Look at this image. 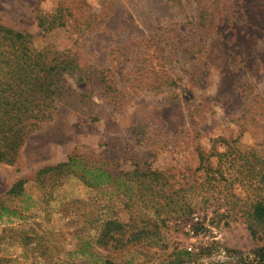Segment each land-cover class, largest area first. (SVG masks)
Listing matches in <instances>:
<instances>
[{
    "label": "rangeland",
    "instance_id": "1",
    "mask_svg": "<svg viewBox=\"0 0 264 264\" xmlns=\"http://www.w3.org/2000/svg\"><path fill=\"white\" fill-rule=\"evenodd\" d=\"M57 9L65 25L43 31ZM0 25L85 70L63 75L66 98L0 163V264L260 262L264 227L253 239L245 212L264 199V0H0ZM218 152L223 178L206 186L199 154L211 167ZM74 156L116 181L38 175ZM134 170L183 189L177 204L160 209V184ZM17 181L27 198L6 196ZM108 221L127 227L102 246Z\"/></svg>",
    "mask_w": 264,
    "mask_h": 264
},
{
    "label": "trees",
    "instance_id": "2",
    "mask_svg": "<svg viewBox=\"0 0 264 264\" xmlns=\"http://www.w3.org/2000/svg\"><path fill=\"white\" fill-rule=\"evenodd\" d=\"M59 17V18H56ZM61 10H54L47 14L46 18L50 21L39 20V25L43 31H50L54 27H63ZM90 69V68H89ZM107 69V68H106ZM83 70L76 55L69 56L63 53L51 51L50 45L38 47L34 43V38L30 34L20 33L0 25V163L13 164L16 156L21 150L28 136L36 131L41 124L50 119L52 112L57 104L64 98L65 91L62 86L63 75H81L84 78ZM103 71H99V74ZM102 76L100 81L105 83ZM105 89H110L106 86ZM106 93V92H105ZM228 156V153H216L217 164L210 167V162L205 166V159L202 153L199 154L200 169L205 174L204 184L208 186L211 182L219 181L223 178L221 168L222 161ZM229 160H225L228 162ZM64 173L78 175L80 179L91 188H98L103 185L116 181L114 176L108 170L101 166L87 165L81 158L69 157L64 163L47 167L38 172V175ZM140 178H148L160 184L159 193L166 187L164 175L160 172H140L134 170ZM129 175V174H128ZM164 181V182H161ZM23 181H17L6 196L8 198H18L22 200L27 198L23 190ZM189 187L188 189H191ZM152 193L151 185L147 187ZM161 191V192H160ZM176 194H161L163 201L167 203L159 205L160 209H167L172 203L177 204L178 200L173 199ZM150 196H152L150 194ZM11 210L5 206L4 201L0 200V221L10 215ZM172 211V210H171ZM246 213V224L248 231L253 239H258L261 229L264 227V199L254 202ZM158 215V214H157ZM140 234L133 235L131 240H136L138 235H148L151 232L146 231L151 223H146ZM127 224H121L116 221L104 223L98 243L107 246L109 242L121 243L124 229ZM147 239V236H145ZM129 241V240H127ZM256 255L262 259L264 247L257 249ZM103 264H110L103 260Z\"/></svg>",
    "mask_w": 264,
    "mask_h": 264
}]
</instances>
